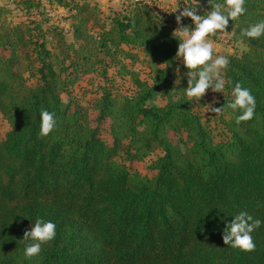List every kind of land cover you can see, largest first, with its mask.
Returning <instances> with one entry per match:
<instances>
[{
    "label": "trees",
    "instance_id": "obj_1",
    "mask_svg": "<svg viewBox=\"0 0 264 264\" xmlns=\"http://www.w3.org/2000/svg\"><path fill=\"white\" fill-rule=\"evenodd\" d=\"M51 1L70 11L77 49L54 31L51 51L39 23L13 24L0 7V115L9 126L0 140V264H264V225L252 234V252L222 240L241 210L264 220V37L239 38L241 28L264 19V0H246V14L227 28L245 50L227 55L225 79L251 90L255 116L237 124L224 112L217 142L183 93L174 28L150 3L137 0L101 18L94 3ZM204 1L203 12L210 10ZM19 3L27 13L41 7ZM138 53L155 69L145 81L122 65L117 74L129 77L134 92L120 94L107 72L119 56L134 63ZM86 72H100L99 94L87 105L63 100ZM230 91L226 85L214 107ZM156 97L164 103L154 104ZM42 109L57 118L47 137L38 136ZM155 150L153 179L115 161L121 152L141 161ZM38 217L53 221L57 235L25 259L20 240Z\"/></svg>",
    "mask_w": 264,
    "mask_h": 264
},
{
    "label": "clouds",
    "instance_id": "obj_2",
    "mask_svg": "<svg viewBox=\"0 0 264 264\" xmlns=\"http://www.w3.org/2000/svg\"><path fill=\"white\" fill-rule=\"evenodd\" d=\"M210 10L198 14L199 0L176 9L177 28L172 35L178 41L175 57L182 60L187 77V87L182 89L185 97L201 99L207 90L223 95L226 85L230 86L231 99L220 107L210 106L216 116L231 110L235 114L236 123L247 122L254 118L256 112V97L248 87L239 81L233 83L225 79V70L229 65L226 55L216 54L217 46L211 37L227 34L229 21H237L247 12L246 0H207ZM188 18L192 26L182 24V19ZM264 37V19L241 28L239 38L256 40ZM179 71V69H177ZM39 137H47L57 126L56 113L42 109L39 113ZM231 222L225 224L222 230L223 244L241 252H252L256 248L253 232L264 225V220L254 218L246 210H241L231 216ZM57 226L51 220L36 218L20 240L24 243L25 259L38 257L42 246L55 239Z\"/></svg>",
    "mask_w": 264,
    "mask_h": 264
},
{
    "label": "rangeland",
    "instance_id": "obj_3",
    "mask_svg": "<svg viewBox=\"0 0 264 264\" xmlns=\"http://www.w3.org/2000/svg\"><path fill=\"white\" fill-rule=\"evenodd\" d=\"M19 0H0V7L6 10L5 18L7 21L16 24L18 22H28L35 21L39 23L42 27V30L45 33L44 41H46V46L51 51H56V45L58 38L54 35V31L58 34L57 37L64 39L67 45L74 46L75 49L78 48L79 41H76L73 37V29L71 26V13L68 8H62L58 6L55 2L51 0H34L39 1L41 7L38 9H32L30 12L23 9V5L19 3ZM76 2H89L94 3L98 6L101 11L100 17L105 18L110 15L113 11H119L122 6H126L130 3H133L137 0H75ZM150 3L155 12L159 15L164 16L169 21L170 25L174 30L178 27L175 21V16L179 14V10L175 13L176 9L180 6L190 3V0H144ZM204 0H199L200 7L198 8V14L203 12L202 6L204 5ZM103 21H105L103 19ZM182 24L185 26H192V22L188 18L182 19ZM97 24L89 25V32L96 35ZM217 46L216 54L221 55H237L242 53L245 50V47L239 41H233L232 35L220 34L218 36L211 37ZM59 52V50H58ZM69 55L73 57L72 50H68ZM123 56H119L118 63L116 66L112 65L107 75L108 77H113L115 81V88L120 94L131 95L134 92V88L131 85V81L128 76L120 77V74L123 73L122 65H125V69L135 71L138 74L139 78L145 81H149L152 72V69L155 67H150L147 59L143 56L142 53H138V61L132 63L127 59H122ZM68 63V62H66ZM178 63H182V60H179ZM162 66H157L156 68H161ZM96 69H98L96 67ZM93 71V70H91ZM95 71V68H94ZM97 71V70H96ZM120 73V74H117ZM28 77V75H25ZM29 81H33L32 77L29 78ZM106 83L100 76V72H86L83 74L77 75V80L73 81L71 85L67 87L68 93L62 94V99L66 100L69 97H75L80 99L84 105H87L90 102V99L94 98L99 94V87L104 86ZM194 102V110L197 114L200 115L203 121L209 125L214 140L217 142L222 139L223 135L220 134L223 132L221 117L216 116L215 113L211 112L210 106L214 107V103L218 101V93H212L211 90H207L205 95L196 101L192 98ZM156 105H162L164 101L161 97H156L153 101ZM9 126L7 121H5L0 115V140L4 138L5 133L8 131ZM160 156V151L155 150L152 154L147 156L141 161H131L127 158L124 152H121L115 161L119 164L124 165L130 172L138 173L142 177L148 179H153L155 177V171L150 169V164Z\"/></svg>",
    "mask_w": 264,
    "mask_h": 264
}]
</instances>
